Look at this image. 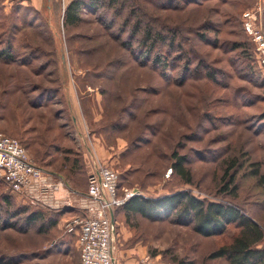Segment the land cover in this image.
<instances>
[{
  "label": "rangeland",
  "instance_id": "obj_1",
  "mask_svg": "<svg viewBox=\"0 0 264 264\" xmlns=\"http://www.w3.org/2000/svg\"><path fill=\"white\" fill-rule=\"evenodd\" d=\"M115 3L71 27L62 12L28 5L5 15L0 52L11 42L13 59L0 58V133L75 191H87L99 147L120 188L237 204L264 228V182L253 175H264V67L243 27V14L260 7L264 29V0ZM149 24L165 38L151 52L142 43ZM174 154L186 158L190 182L170 172ZM227 169L237 198L221 192ZM33 207L0 176V264H80L77 235L65 225L82 213L45 209L29 222ZM114 217L115 264H229L208 256L238 232L203 237L175 217Z\"/></svg>",
  "mask_w": 264,
  "mask_h": 264
},
{
  "label": "built area",
  "instance_id": "obj_2",
  "mask_svg": "<svg viewBox=\"0 0 264 264\" xmlns=\"http://www.w3.org/2000/svg\"><path fill=\"white\" fill-rule=\"evenodd\" d=\"M259 15L260 7L245 12L243 27L255 44L258 64L264 67V29ZM0 176L14 194L40 208H72L82 213L71 217L65 225L66 234L78 237L80 264H115L114 212L138 194L120 188V176L112 167L96 165L88 176L87 191L78 192L35 164L18 140L0 133Z\"/></svg>",
  "mask_w": 264,
  "mask_h": 264
},
{
  "label": "trees",
  "instance_id": "obj_3",
  "mask_svg": "<svg viewBox=\"0 0 264 264\" xmlns=\"http://www.w3.org/2000/svg\"><path fill=\"white\" fill-rule=\"evenodd\" d=\"M116 1L118 2L119 0H74L66 8L63 19L64 25L68 27L78 25L82 21L81 14L83 12H97L100 8L104 7L113 8ZM197 1L198 0H196V2ZM163 3H160V6H162ZM138 8L141 9V7ZM15 10H21V8L16 6L14 7V12ZM34 12L36 13L35 10ZM5 15L6 13L0 5V27L6 25L4 22L8 21ZM133 15H135V12ZM18 23H20V18H16L13 24L17 25ZM135 30L140 32V22L136 23ZM143 32L144 41L142 43L143 45L150 43V52L155 49L158 41L165 40L163 34L155 30L151 24L146 26ZM170 44L173 45L174 42H170ZM12 50L11 42H7L5 48L0 52V58L13 59L11 56ZM154 61L158 63V65L161 64L160 57H156ZM210 75L212 76L213 74L210 73ZM174 157L176 160L173 164L172 172L174 171L175 174L182 179L187 178V181L190 182V173L184 168L186 158L179 157L176 154H174ZM231 171V169L225 171L224 179H228V181L221 189V192L229 197L237 198L238 186L235 182L236 174H231ZM253 175L260 178L261 182H264V175L260 174L258 168L254 170ZM119 186L121 187V180L119 181ZM4 201H9V197L6 196ZM34 206V211L31 213V216H29V222L41 219L46 213L44 212L45 209H40V207L36 205ZM121 210L125 212L127 221L135 215L155 220L175 217L178 224L186 226L192 225L193 230L203 237L225 236L229 228L234 227L238 232L232 237L231 242L212 252L208 256V260L223 258L229 264H264V228L256 219L248 215L244 209L237 204L207 201L197 198L188 191H180L156 199L136 196L127 201L123 207L115 210L114 215L118 214ZM48 213L60 216L64 215V213L60 211H50ZM67 214H69V212ZM74 215L79 214L74 213ZM49 223L54 226L57 223V219L52 220V218H50Z\"/></svg>",
  "mask_w": 264,
  "mask_h": 264
},
{
  "label": "crops",
  "instance_id": "obj_4",
  "mask_svg": "<svg viewBox=\"0 0 264 264\" xmlns=\"http://www.w3.org/2000/svg\"><path fill=\"white\" fill-rule=\"evenodd\" d=\"M74 0H0V5L3 11L8 14L11 12V9L16 6H24L28 5L33 8L36 12L40 14H44L46 16H55L56 13L59 11L62 12L63 16L65 14L66 8L68 5ZM20 7V8H21ZM89 91L95 92L99 91L97 89H89ZM100 93V91H99ZM95 155L97 156L96 162H94V167L102 162L103 153L102 149L100 150L99 147L95 150ZM115 263V262H114Z\"/></svg>",
  "mask_w": 264,
  "mask_h": 264
}]
</instances>
